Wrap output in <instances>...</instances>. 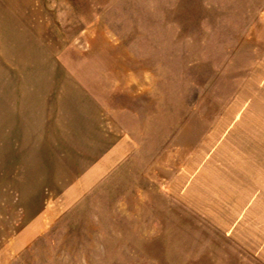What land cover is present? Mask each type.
Listing matches in <instances>:
<instances>
[{
  "label": "rangeland",
  "instance_id": "obj_1",
  "mask_svg": "<svg viewBox=\"0 0 264 264\" xmlns=\"http://www.w3.org/2000/svg\"><path fill=\"white\" fill-rule=\"evenodd\" d=\"M0 264H264V0H0Z\"/></svg>",
  "mask_w": 264,
  "mask_h": 264
},
{
  "label": "crops",
  "instance_id": "obj_2",
  "mask_svg": "<svg viewBox=\"0 0 264 264\" xmlns=\"http://www.w3.org/2000/svg\"><path fill=\"white\" fill-rule=\"evenodd\" d=\"M4 26L6 29V33L4 35L5 42H7L8 37L10 39L15 38L14 42L19 47L18 52L20 53L19 61L21 62V69H34L37 71L35 73L36 75L34 74L35 76L32 77L33 81L30 82V84L42 86L43 80L45 79L43 77L45 70L47 68H49V70H53L56 69V67L53 65L52 61L44 59V51L36 45L32 36L26 34L25 32H17L19 30L18 21H15L12 17H10L9 22H7ZM14 27L16 28L14 29ZM47 63L50 66H47ZM72 85V92L69 94L68 99L58 96L56 101L58 105L60 104L59 106H61L62 109L65 108L70 112L69 116H65V119L68 120L67 124L71 125L72 129L67 132L52 128V131L48 130L47 132H44L43 135L39 132L41 135L40 140L49 142V140H54L56 138L61 139L62 136L59 134H63L64 132L65 134L68 133L71 139L73 135L84 136L89 138V140L90 138L92 139L90 142L95 144V150L98 151L97 153L101 154V152L106 149L108 143L107 141L105 142L103 138L105 133L103 128L105 125V119L103 117L102 109H100L101 107L99 104H96L93 99L84 97L83 93L77 90L74 84ZM41 96L43 97V95L37 93L39 101L41 100ZM66 100H69L67 104ZM48 145L50 146V144Z\"/></svg>",
  "mask_w": 264,
  "mask_h": 264
}]
</instances>
